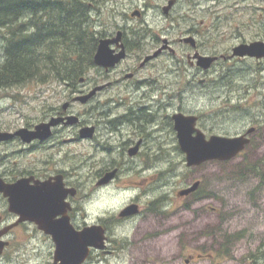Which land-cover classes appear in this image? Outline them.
Here are the masks:
<instances>
[{
    "label": "rangeland",
    "instance_id": "1",
    "mask_svg": "<svg viewBox=\"0 0 264 264\" xmlns=\"http://www.w3.org/2000/svg\"><path fill=\"white\" fill-rule=\"evenodd\" d=\"M170 1H174V5L166 15L164 9L169 7ZM136 10L144 12V16L132 18L131 14ZM95 21L106 37L115 34L120 27L147 35L140 41L143 44L139 51L130 54L121 67L124 71L128 66L139 70L145 59L136 61V58L153 55L168 40L176 55L167 52L138 72L135 81H154L140 94L155 95L156 105L170 104L169 113L172 115L177 112L200 115L207 137L236 136L246 131L257 115L264 113V84L253 79L257 67L252 62L220 61L211 72L198 74V82L199 79L208 82L203 92L195 93L200 87L196 89V85L188 83L195 74L186 71V65L190 67L186 56L189 53L194 55V51L179 43L181 39L193 36L203 42V53L221 56L230 54L233 47L241 43L262 40L258 28L264 25V0H108ZM191 30L196 31L197 36L192 35ZM2 45L0 40V65L4 60ZM87 77L95 84L105 83L96 71ZM65 87L64 83L54 81L0 88V131H15L37 124L45 110L62 107L71 99ZM164 90L167 94L163 93ZM110 98L111 94L102 95L96 102L107 103ZM74 107L85 113V106L76 104ZM107 108L110 109L111 104ZM112 108L118 115L116 110L120 107L117 102L112 103ZM18 150L14 148L12 154L11 165L15 172H65L73 185L80 189L78 203L85 206L91 200L95 212L115 213L113 211H119L136 196L118 194L112 189L96 192L90 182L105 164L102 160L91 161L93 150L83 143L64 148L65 152L28 149L22 155ZM155 150H159L162 159L168 161L167 164L157 163V169H171V172L158 176L154 197L165 193V200L186 209L160 211L162 216L154 213L151 224L159 227L165 222L191 223L192 228L189 226L190 231L184 232L182 237L177 231L172 233L171 228L165 238L154 242L155 246L152 244L149 248L148 245L141 257L154 253L158 261L173 259L175 264L179 254L188 257L198 253L203 256V261L192 264H264V171L251 170L250 165L239 160L189 168L175 130L167 145L165 143ZM1 151L4 152L5 147L0 148L2 155ZM246 154L264 155V146L258 152L249 149ZM129 177L125 180L140 181L139 175ZM168 179L171 182L164 186ZM198 181L202 183L199 195L194 200L181 199L180 192ZM118 184L123 185L122 182Z\"/></svg>",
    "mask_w": 264,
    "mask_h": 264
},
{
    "label": "flooded vegetation",
    "instance_id": "2",
    "mask_svg": "<svg viewBox=\"0 0 264 264\" xmlns=\"http://www.w3.org/2000/svg\"><path fill=\"white\" fill-rule=\"evenodd\" d=\"M143 16L144 12H142L141 18ZM119 30L123 32L122 42L126 46L128 56L109 71L98 68V73L101 74V78L105 80V83L95 84L89 77L81 78L75 86L64 83L66 85L65 90L68 91L71 99L66 101L62 107L45 110L37 124L25 127L35 130L38 124H46L55 119H63V122L50 129L51 133L47 139L35 140L31 144H27L20 137H15L10 141L0 142V148L5 147V151H1L3 154H0V179L3 184L13 185L21 179L34 178L35 180L30 182V186H34L36 184L35 181L52 179V182H55L53 178L62 174L64 187L66 189L76 188V194H69L65 199L66 205L69 207L66 208L65 213L69 217L67 224L76 233L89 230L91 235L86 237V241L94 239L95 242L83 245L81 252L76 256L78 258H75L73 253L69 252L71 245L68 244L71 243V238L67 235H61L70 231L66 230L62 232L59 228L61 223L66 222L61 221L63 215L58 214L53 218L52 223L55 226L53 231L56 234L54 236L45 229L40 228L38 223L22 220L19 214L10 209L9 198L1 192L0 264H173V259L162 258L158 261L154 253H150L144 257L141 256L147 250L148 245L150 248L152 244L154 245V242L165 238L169 233L177 231L180 237H182L184 232L190 231L188 229L189 226L192 228L191 223L182 225L165 222L162 226L158 225L159 227L151 224V218L153 217L151 215L154 213L161 215L162 212L168 210L178 211L180 207L182 210L186 209V207L165 200V193L160 194L158 198L154 197L157 191L158 176L167 175V173L171 172V169H157V163L161 164L165 162L167 164L168 161H164L159 150L156 151L155 148L165 145V143L167 145V142L171 140L174 121L172 114L169 113L170 104L156 105L157 99L155 95H149L148 93L140 94L141 90H144L147 85L152 86L154 81H135L138 72L144 70L150 63L170 51L164 50L158 58L148 63L143 64L145 61L143 60V63L139 66V70L134 66L126 67L125 69L127 70L125 71L121 70L123 64L128 61L129 55L137 50L139 51L143 43H140V40L134 35L133 29L130 31L126 27H120ZM190 33L197 36V32L194 30H191ZM258 35L262 37L260 41H264V25L258 28ZM115 36L116 33H111L108 37L113 38ZM196 42L197 46L193 47L191 44L179 41L187 49H193L194 54L199 53L207 56V53L202 52L203 42L198 40ZM113 47L116 48V46ZM230 54H227L225 59L221 58L222 55L219 56L220 60L214 63L208 70L200 68L196 64V59L190 53L187 56L185 55L186 63L190 66L186 65L187 73L194 72L195 74L193 75V79L189 80L188 83L196 85V89L198 86L200 87L199 91H194L195 93L203 92V87L208 82L206 79H199L198 82V74L211 72L220 61L231 63L252 62L257 67L253 79L264 84V58H230ZM172 55H176V53ZM148 56H136V61L146 59ZM249 71L251 73V70ZM124 72L126 73L125 75H123ZM98 86H103L104 89L97 92L85 105L76 100L80 95L90 94ZM165 90L163 93L167 94ZM109 94H111V98L108 99L107 103L96 102L100 96ZM113 102H117V106L120 107L116 110L119 113L118 115L113 112ZM76 104L85 106V113L77 111L74 107ZM110 104L111 108L108 109L107 107ZM197 116V127L204 132L203 119L200 115ZM71 117L78 118V122L68 124ZM83 128L92 130V136L82 139L81 131ZM18 130L9 132L15 133ZM236 136H245L249 139V144L246 146L244 152L229 163H235L239 160L250 165L251 170L253 169L257 172L264 171V155L249 156L246 154L249 149H255L258 152L264 146V113L257 115L251 126ZM82 143L88 145L93 150L91 161L102 160L105 164V168L96 176H93L90 182V186H94L96 192L112 189L116 190L118 194L128 193L136 195L129 200V204L123 206L119 211H113L115 213L95 212L93 205L90 203L91 200L85 206L78 203L80 189L73 185L70 177L65 172L51 171L46 174L28 170L15 172V169L11 165L14 148L19 149L18 152L22 153V155L28 149H42L44 152H65L64 148ZM20 158L22 159L23 157L20 156ZM213 162L221 163L220 161ZM203 165L196 168H200ZM113 171H116L114 178L105 185H102V179L109 172ZM133 175H139L140 181L125 180V178H130L129 176ZM119 182H122L123 185L120 186ZM169 182H171L170 179L166 180L163 185L166 186ZM201 184L195 193L181 196V199L194 200L200 193ZM200 200H203V197ZM131 205L137 206V212L133 215H124L122 213L123 209ZM173 208L175 209L173 210ZM166 227L169 230H166ZM171 228L173 229L172 231L170 230ZM209 257H213V255ZM201 261H203V256L198 253L196 255H189L188 257L179 254L175 259V264H192Z\"/></svg>",
    "mask_w": 264,
    "mask_h": 264
},
{
    "label": "trees",
    "instance_id": "3",
    "mask_svg": "<svg viewBox=\"0 0 264 264\" xmlns=\"http://www.w3.org/2000/svg\"><path fill=\"white\" fill-rule=\"evenodd\" d=\"M107 2L0 0V88L54 81L75 86L92 71L99 72L94 56L106 34L95 18ZM134 35L142 41L146 34Z\"/></svg>",
    "mask_w": 264,
    "mask_h": 264
},
{
    "label": "water",
    "instance_id": "4",
    "mask_svg": "<svg viewBox=\"0 0 264 264\" xmlns=\"http://www.w3.org/2000/svg\"><path fill=\"white\" fill-rule=\"evenodd\" d=\"M173 4L174 1L169 2V7L165 9L166 14H168ZM132 16H140V12L136 11ZM122 36L123 32L118 31L115 37L103 38L100 40L94 57L96 66L110 70L115 68L127 57L126 46L122 42ZM182 41L196 47V40L193 37L184 38ZM113 45H115L116 48H113ZM164 50H169L172 53L176 52L169 46L168 40H165V45L153 55L148 56L143 64L159 57ZM232 57L263 59L264 42L256 41L253 43L240 44L233 48ZM194 59L197 60V65L200 68L208 70L213 63L218 60V57L195 54ZM103 89V86L96 87L90 94L80 95L76 100H79L82 104H86L97 92ZM173 120L175 122V130L177 132L180 148L186 154L188 167L200 166L205 162L213 160H232L249 144V139L245 136L227 137L214 135L210 139H207L205 134L196 127L198 121L197 116H187L183 113H176L173 116ZM63 121V119H55L50 123L37 125L35 130L22 128L16 133L0 132V142L11 140L16 136L20 137L25 143H31L37 139L45 140L51 133L50 129ZM75 122H78V118L71 117L68 124H74ZM91 136L92 130L88 128L82 129V139ZM115 173V171L108 173L102 179L101 184L108 183L114 178ZM53 179L55 182H52V179L35 181L36 184L34 186H30V182L35 180L34 178L21 179L13 185L3 184L0 179V193L2 192L9 198L11 205L10 209L19 214L22 220L36 222L40 228L45 229L54 236H56V234L55 231H53L55 227L52 223L53 218L58 214L63 215L61 221L66 222L61 223L59 228L62 232L66 230L70 232H65L61 235H67L71 238L72 241L68 244L71 245L69 252L73 253L75 258H78L76 256L81 252L83 245L93 244L95 240L93 239L87 242L86 237L91 235L89 230L76 233L70 225L67 224V222H69V217L65 216L66 208L68 207L65 199L69 194L74 195L76 191L64 187L62 175H58ZM199 184L200 183L197 182L192 187L182 191L181 195L185 196L195 192ZM135 212L136 206H130L123 211V214L128 215L134 214ZM60 245L62 244L60 243Z\"/></svg>",
    "mask_w": 264,
    "mask_h": 264
}]
</instances>
